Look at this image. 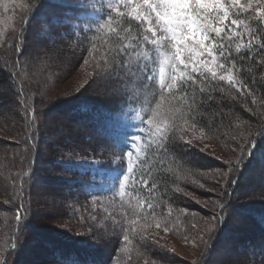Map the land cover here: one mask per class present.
Masks as SVG:
<instances>
[{
	"label": "trees",
	"instance_id": "trees-1",
	"mask_svg": "<svg viewBox=\"0 0 264 264\" xmlns=\"http://www.w3.org/2000/svg\"><path fill=\"white\" fill-rule=\"evenodd\" d=\"M110 15L115 18L116 23L98 30L97 25L103 24ZM261 15H264V11ZM251 23L254 29H261L258 35L254 33L252 40V45L257 49L252 53L253 58L244 59L243 57H247L249 53L244 48L240 53H237L235 45L231 49L230 57V60L234 59L236 62L234 72L237 78H242L245 84L243 92L237 91L236 88H229L225 82L209 79L203 83L198 81L194 86H185L181 92L176 93L174 99L169 97L168 101H160V93L155 86L136 87L135 83H129L126 74L119 68L106 67L103 63L105 56L113 55L115 49L132 43V36L136 35L135 22H133V29L129 34L120 29H128L130 25L123 23L114 11L103 10L99 13L93 10L56 5L49 0H33L27 13L21 18L18 29L13 33L10 40L11 47L5 54L7 60H10L9 64L13 67L10 77L15 78L14 80L17 82L14 81L16 83L14 95L21 101L26 119L24 123L28 129L22 141L25 147L31 148V152L28 151L27 168L25 167L19 174L13 187L16 195L14 196V205L17 204V209H21L22 219L19 222L14 220L11 234L8 237V248L1 254L0 261L5 264H18L17 260L12 259V256L20 252L19 249L22 246L20 239L18 240L20 232H24L25 229L33 230L31 221L29 218L27 220L26 196L29 190L24 186V182L34 176L37 165L39 152L37 143L35 144L32 139L38 130L35 113L40 110L39 108H42V103L34 102L33 96H31V85L27 83L26 79L21 78L18 60L25 59L27 49L31 51H29V55L33 53L27 41L39 44L44 48V52L51 54L54 61H58L64 54L72 55L73 62H77L79 65L88 61V64L94 66L97 81L103 82L107 88L113 89V92L107 93L105 90L102 93L94 92L96 94L94 98L70 95L64 99L65 101L62 99L56 105L54 104L56 112L62 111L71 122H77L78 133L81 131L80 133L86 135L84 141L92 142L90 145L75 143L72 145L74 152L79 156L101 159L105 162L103 166L108 169L113 167L114 169H124L127 167L125 158L129 152L130 137L135 135L136 131L141 138L140 150L134 152L130 160L133 170L130 172L128 186L116 201L122 219L112 228L116 232V236H111L108 229L104 230L107 233V236H104V231L100 233L97 225H90L94 237L104 234V238L101 239L103 247H101L92 243H83L86 240L77 242L71 238L58 237L37 230L41 253V258L37 257L38 260L45 264H126L128 258L132 259V256L141 254L147 261L152 259L154 263L155 261L160 263L159 258L153 259L149 253V249L154 246L151 241L143 240L136 235L127 242L121 239V229L124 230L129 224L126 214L129 202L132 207H137L139 201L137 211H144L145 214L152 213L149 217L152 220L151 226H156L157 223L162 227L165 223L169 226L174 220L184 218L182 210L175 201L182 197L178 190L190 186V184L181 182V178L185 175L192 176V171L185 169L181 163L182 156L186 153L184 151L181 153L177 146L179 144L177 143L178 137L183 136L181 131L190 128L199 132L200 134L197 136H194L196 133L193 134V140L197 144L206 146V149L212 148L209 146V141L225 146L229 143L226 140L228 136H232L249 118L247 112L255 111L258 109L257 106H260L259 109L262 108L261 106L264 104V63L257 64V60L264 61V50L259 49L260 42L264 40V21H260L259 16L256 15V19L251 20ZM110 28L114 30H110ZM117 32H119V36L116 35ZM247 39L245 33L244 37L237 42L243 43L247 48ZM124 59L127 61L128 58L124 57ZM77 64L75 65L77 66ZM49 65H47L48 67L40 65V71L42 74L45 72V76L46 73L50 75L49 72L52 73V69L55 70L53 64ZM250 68L251 71H249ZM51 79L53 85L57 84L59 80L58 77ZM144 84L146 85L147 82L145 81ZM201 87L204 88L203 92L200 91ZM24 92H27L28 96L24 95ZM184 92L187 95H183ZM165 95L169 94L165 93ZM157 103H160V109H157ZM157 111L168 113L166 117L160 119V126L164 129L163 138L161 133L156 131V120L149 123V119H153V112ZM230 114L237 118L234 127L230 126ZM224 127H227V130ZM74 137L76 136L72 138ZM247 139L241 158L233 165V175L224 177L221 191L222 201L217 206L215 214L216 235L214 242L208 248L210 253L213 252L216 249L215 244L223 237L226 239L230 235L229 231L233 232V229L229 228L228 230L227 228L228 216L230 207L237 202L236 209L241 211V215L244 216V226H251L255 234L250 237L240 234L237 237L234 234L231 235V238H235V241L238 242L246 239L248 243L245 244L249 245L247 250L237 245L234 250L235 258L242 256L244 264H259L264 261V193L253 189L249 192L251 195L247 196L248 192L242 191L239 181L248 173L254 175L256 179L258 178V181L264 180V115L257 123L253 136ZM66 146L67 144L63 147ZM185 146L187 145L182 148ZM75 147L77 150L73 149ZM190 150L192 151V149H188L189 152ZM202 155L203 160L201 161H205L204 165L207 167L210 160L205 154ZM116 158L120 162L114 163ZM60 169V166L52 163V170L58 172ZM72 175L81 176L76 172H73ZM41 181L48 183L45 180ZM56 183L59 184H56V187H54L55 182L52 183L56 192L65 200H69L74 208H78V203L88 201L89 197L82 190L84 180L81 177L78 182L72 184H64L60 181H56ZM177 214H179L178 217ZM137 219L139 220V217ZM141 226L148 227L142 222L138 223L135 230L132 231L133 235ZM256 238H259L257 244ZM13 244L16 245L15 249H13ZM156 251L161 253L158 249ZM132 253L133 255H131ZM207 260H209V256Z\"/></svg>",
	"mask_w": 264,
	"mask_h": 264
},
{
	"label": "rangeland",
	"instance_id": "rangeland-1",
	"mask_svg": "<svg viewBox=\"0 0 264 264\" xmlns=\"http://www.w3.org/2000/svg\"><path fill=\"white\" fill-rule=\"evenodd\" d=\"M49 1L64 7L93 10L99 13L109 10L107 0ZM32 3L33 0H0V256L8 248V237L17 214V204L14 205V196L16 195L13 187L19 174L27 166L28 151L31 152V148L25 147L22 141L28 129L24 123L26 119L21 101L14 95L17 82L14 80L15 78L10 77L13 67L9 64L10 60H7L5 54L11 47L10 40L13 33L18 29L21 18L27 13ZM5 7L9 9L7 12L4 11ZM263 11L257 9L259 14L253 13V15L259 16ZM27 44L30 45L33 53L29 55L30 50L27 49L25 59L18 60V64L21 68V78L26 79L27 83L31 85V96H33L34 102L42 103V108H39L38 111L35 110L38 130L32 139L35 144L37 143L39 154L34 176L24 182V186L29 190L26 196L27 220L29 218L31 221L33 230L25 229L24 232H20L18 240L20 239L22 246L19 249L20 252L12 256V259L17 260L18 264H45L37 258L41 254L37 230L58 237L71 238L77 242L86 240L83 243H92L101 247H103L101 239L104 238V234L94 237L90 225H97L100 233L108 229L111 236H116V232L112 228L122 220L116 201L124 193L129 183L130 179L125 180L124 177L131 176L128 167L129 164H132V162L130 163L132 157L127 155L125 158L126 168L108 169L103 166L105 163L103 160L79 156L72 150V145L75 143L90 145L92 142H85L86 135L80 133L81 131L78 133L77 122H71L62 111L56 112L54 104L56 105L70 95L94 98L96 95L94 92L102 93L105 90L107 93L113 92V89L107 88L103 82L97 81L93 65L85 62L79 65L77 62H73V57L69 54H64L58 61H54L51 54L44 52V48L39 44H33L30 40L27 41ZM42 64L46 66L53 64L55 70L52 69V73L49 70L50 75L46 73L45 76V72L42 74L40 71ZM52 77L59 78L57 84L51 83ZM24 95L28 96L27 92H24ZM259 107L257 106L258 109ZM261 107L259 110L247 112L249 118L242 126L244 129L240 127L232 136L226 135L228 136L226 140L229 143L225 146L209 141V146L212 148L206 149V146L197 144L193 140V134L196 133L194 136H197L200 134L199 132L190 128L181 131L183 136L178 137L177 143L179 144L177 146L181 153L186 152L182 156L181 163L185 169L192 171V176L185 175L181 178V182L190 184V186L178 190L182 197L178 198L175 203L180 207L185 217L174 220L167 229L164 226H148L147 228L141 226L134 235L132 231L128 232L129 239L136 235L143 240L151 241L154 246L149 249V253L153 259L159 258L161 262L156 263L155 261L154 263L152 259L147 261L141 254H136L132 256V259L128 258L126 264H234L235 262L244 264L242 256L235 258L234 250L237 245L240 248L249 249V245L245 244L248 242L246 239L241 242L235 241L231 235L234 234L237 237L240 234L250 237L255 232L251 226H244V216L241 215V211L236 209L237 202L232 201L234 206L230 207L228 216L227 228L228 230L229 228L233 229V232L229 231L230 235L227 234L226 239L223 237L219 240L215 244L216 249L214 248L213 252H209L208 246L214 242L216 235L215 214L217 206L222 201L221 191L224 177L233 175V165L241 158L246 140L248 141L247 138L253 136L257 123L264 115V104ZM229 116L230 126L234 127L237 118L233 114ZM224 129L227 130V127ZM134 133L135 135L131 136L128 141L129 151L138 152L141 138L138 132ZM73 136L76 137L72 138ZM135 137L138 139L134 142ZM65 144L67 146L63 147ZM184 145L190 146L182 148ZM69 148L71 150H68ZM188 149H192V151L189 152ZM202 154H205L210 160L207 167L204 165L205 161H201L203 160ZM118 162L120 161L116 158L114 163ZM52 163L60 166L61 169L58 172L52 170ZM73 172L81 175L80 177L84 180L82 190L89 197L88 201L78 203V208H74L69 200L59 196L54 188L57 184L56 181L64 184L78 182L80 177L72 175ZM263 181V179L258 181V178L256 179L254 175L248 173L241 178L239 184L242 191H247V196H250L249 192L253 189L264 193ZM54 182L53 187L52 183ZM121 182L125 186L123 192L118 190ZM178 215L176 216L178 217ZM117 227L119 226L117 225ZM121 230V239L123 240L125 231L123 228ZM105 231L104 236H107ZM256 240L257 244L259 238ZM156 249L161 253L159 254ZM208 256L209 260H207ZM229 260L230 262H228ZM259 264H264V261Z\"/></svg>",
	"mask_w": 264,
	"mask_h": 264
},
{
	"label": "snow or ice",
	"instance_id": "snow-or-ice-1",
	"mask_svg": "<svg viewBox=\"0 0 264 264\" xmlns=\"http://www.w3.org/2000/svg\"><path fill=\"white\" fill-rule=\"evenodd\" d=\"M107 6L123 23L130 25L121 31L131 34L135 22L136 35L132 36V43L115 49L114 54L105 56L103 61L106 67L113 66L125 73L129 83H135L136 87L155 86L159 90L160 101H168L169 97L174 99L185 86H194L198 81L203 83L209 79L225 82L229 88L243 92L245 84L234 72L236 62L230 60L231 49L235 45V51L240 53L244 48L249 55L243 58H253L252 53L257 49L252 40L254 33L258 35L261 29H254L251 20L256 19L253 13L259 14L257 9L264 10V0H107ZM8 10L4 8L5 12ZM259 20L264 21V15H259ZM115 23V18L110 15L97 27L99 30ZM245 33L247 48L237 42ZM116 35L119 36V32ZM259 49L264 50V40L260 42ZM124 57L128 58L127 61ZM262 63L264 61L257 60V64ZM200 91L203 92L204 88L201 87ZM156 107L160 109V103ZM167 115L157 111L153 112V119H149L150 124L156 120V131L162 138L164 129L160 126V119ZM136 139L138 137L134 142ZM133 154L132 150L127 153L128 157ZM128 170H133L131 164ZM124 179L129 180L130 177L125 176ZM124 187L121 182L118 190L123 192ZM137 207H132L129 202L126 213L129 224L124 228L123 236L126 242L129 241L127 233L134 231L138 223L152 224L149 218L152 213L137 211ZM21 219L22 211L17 209L16 220L19 222ZM156 226L160 227V224ZM167 227L165 223L164 228ZM0 264L5 262L0 261Z\"/></svg>",
	"mask_w": 264,
	"mask_h": 264
}]
</instances>
